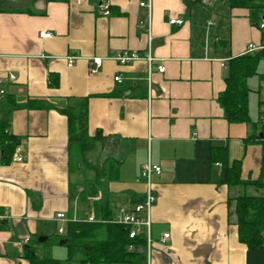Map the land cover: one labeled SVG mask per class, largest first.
Wrapping results in <instances>:
<instances>
[{"label":"crops","instance_id":"crops-1","mask_svg":"<svg viewBox=\"0 0 264 264\" xmlns=\"http://www.w3.org/2000/svg\"><path fill=\"white\" fill-rule=\"evenodd\" d=\"M31 1L32 8L0 10V120L20 138L22 156L0 166V212L9 214L0 219V264H31L30 247L39 257L58 258L44 245L63 238L69 220L96 214L95 202L116 213L143 196L141 168L148 161L162 167L152 180L150 264H264V245L240 241L236 204L230 203L263 190L223 183L222 162L212 158L223 147L230 163L241 160L243 180L261 173L263 146L249 142L248 124L226 119L218 100L229 60L262 43L250 11L220 0L190 7L185 0H103L110 5L106 15L100 0ZM142 2L151 3L150 10ZM171 18L184 23L171 24ZM126 50L153 59L119 64L113 56ZM93 57L102 58L94 74ZM79 98L89 99V135L104 137L84 157L95 156L103 171L73 167L81 155L74 157L79 150L70 145L69 120L60 108ZM30 99L49 107L29 108ZM98 177L96 196L82 199L83 187ZM165 232L171 238L163 244ZM26 238L24 246L17 244ZM59 245L66 256L58 259H65L68 249ZM144 255L115 264H148Z\"/></svg>","mask_w":264,"mask_h":264},{"label":"trees","instance_id":"trees-1","mask_svg":"<svg viewBox=\"0 0 264 264\" xmlns=\"http://www.w3.org/2000/svg\"><path fill=\"white\" fill-rule=\"evenodd\" d=\"M60 1V0H47ZM63 1V0H61ZM227 3L231 8H246L250 11L251 22L262 30V43L264 45V28L261 23L264 21V0H220ZM201 2V0H185L188 7ZM2 10V8H0ZM264 63V48L246 52L242 55L232 57L228 62V73L225 77L226 88L219 96L218 100L224 109V114L229 122H241L250 126V134L247 138L251 143L263 146V157L261 173L255 180L242 179V162L234 160L229 162L227 155L218 148V153H213L212 158L221 161L223 165L221 181L229 186L253 185L262 189L260 195L240 194L230 199V203L235 201V212L238 216L239 239L248 247L254 248L264 245V120L259 123L254 122L249 115L248 101L250 88L248 80L254 75H259V79L264 83V69L258 72L260 63ZM55 84V83H53ZM27 106L33 109L49 107L45 100L30 99ZM69 120V140L70 145L78 148L83 157L91 151L98 141L104 139L101 132L96 136H90L88 132L89 99H70L66 105L60 108ZM20 143V138L11 134L8 130V120H0V152L2 162L10 164L15 149ZM216 151V152H217ZM104 170L103 175L106 180H111V175ZM96 179L92 186H84L80 192L82 199L96 196ZM142 197L134 198L131 204L139 202ZM96 216L103 215L105 219L111 220L115 213L108 205H101L95 202ZM129 227L121 224L108 222H91L87 217L79 220H69L63 238H59L57 243L66 241L68 249L65 259L53 257H39L36 250L30 247L27 255L31 264H115L123 262L141 261L144 255L145 237L141 235L133 240L128 236ZM135 245L134 250H129V245Z\"/></svg>","mask_w":264,"mask_h":264},{"label":"built area","instance_id":"built-area-1","mask_svg":"<svg viewBox=\"0 0 264 264\" xmlns=\"http://www.w3.org/2000/svg\"><path fill=\"white\" fill-rule=\"evenodd\" d=\"M217 1L218 0H201V3H203L205 5H212ZM141 6L147 7L150 10L151 3L142 2ZM99 9L103 14H106V15L110 14L109 3H104L102 1V3L99 4ZM170 23L181 25L184 23V20L182 18H171ZM209 23H211V22H209ZM260 26H261V28H264V21L261 23ZM43 35L50 37L52 35V32H45ZM263 48H264L263 44L250 43L248 45L246 52H253V51L263 49ZM113 58L119 64H128L132 61L139 60V59H146L149 62H151L153 59L150 53L145 55V54H142L140 52L133 51V50L132 51L126 50V51L120 52V53L116 54L115 56H113ZM74 60H75L74 57H70L69 58V65H72ZM101 64H102V58H100V57L90 58V67H89L90 73H93V74L96 73L98 68L101 66ZM158 68H159V71H161V72H163L165 70V68L163 66H158ZM9 78L11 80H15L16 76L14 74H11L9 76ZM115 80L119 81V82L122 81L120 76H116ZM4 93H5V90L0 89V96H2ZM19 151H20V149L17 147L15 149V152L13 154L11 162L22 160V156L19 153ZM4 165H7V164L2 162L1 152H0V166H4ZM161 172H162V167L160 165L154 164L151 161L146 162L145 164H143V166L141 168V176L146 181V191L143 194L141 201L130 204V205L120 206L118 208L117 212L115 213L114 217L111 220L105 219L102 216L97 217L94 212H91L87 216V220L91 221V222L112 221L114 223L129 227L128 236L130 239L136 240L141 235H143L145 237V244H144L143 250L146 254L148 264H150V258H151V254H152L153 244H154V240L152 237L151 214H152V207L157 200V193H156L155 188L153 186L152 180H153V176L155 174H160ZM8 216H9V214L7 211L4 213L0 212V219L7 218ZM57 217L59 219L63 220L65 218V214L59 213L57 215ZM63 232H64V229L61 228L60 233H63ZM170 238H171V234L169 232H165L161 236L160 241H161V243L166 244L170 240ZM28 241H29V238H26L24 240L19 241L17 244L19 246H24V244L27 243ZM134 249H135V245L133 243H131L129 245V250H134Z\"/></svg>","mask_w":264,"mask_h":264},{"label":"rangeland","instance_id":"rangeland-1","mask_svg":"<svg viewBox=\"0 0 264 264\" xmlns=\"http://www.w3.org/2000/svg\"><path fill=\"white\" fill-rule=\"evenodd\" d=\"M16 8V7H22V8H32L33 4L31 0H0V8L2 9H10V8ZM264 69V63L261 62L258 68V72H262ZM248 86L250 88L249 93V101H248V108H249V115L251 119L259 123L260 119L264 120V83H262L259 79V75H254L249 78L248 80ZM77 149L73 151L74 157H78ZM88 154V153H87ZM90 154V153H89ZM88 154V157L90 156ZM87 156V155H85ZM86 157H80V159H77L73 164V167H76L77 164H80V166H83V168H86V166L90 165L89 167H95L97 166L98 171H103L102 165L98 162L95 164V156L92 159ZM105 161V159H104ZM95 164V165H94ZM101 175V174H100ZM116 201V200H114ZM119 202H112V205H116ZM56 239V238H55ZM51 240L50 242L46 243L44 245L45 251L50 254L51 256H55L58 258L65 257L66 248L64 246L59 245V243H56V240Z\"/></svg>","mask_w":264,"mask_h":264},{"label":"water","instance_id":"water-1","mask_svg":"<svg viewBox=\"0 0 264 264\" xmlns=\"http://www.w3.org/2000/svg\"><path fill=\"white\" fill-rule=\"evenodd\" d=\"M102 1H103V0H100V3H102ZM45 239H47V238H39V241L42 242V241H44ZM65 242H66V241H62L61 243H65Z\"/></svg>","mask_w":264,"mask_h":264}]
</instances>
